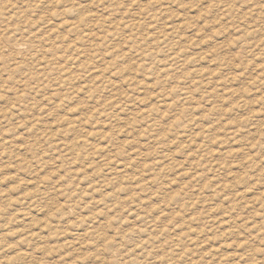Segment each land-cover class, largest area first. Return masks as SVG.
<instances>
[{"label": "rangeland", "instance_id": "1", "mask_svg": "<svg viewBox=\"0 0 264 264\" xmlns=\"http://www.w3.org/2000/svg\"><path fill=\"white\" fill-rule=\"evenodd\" d=\"M185 263L264 264V0H0V264Z\"/></svg>", "mask_w": 264, "mask_h": 264}, {"label": "bare ground", "instance_id": "2", "mask_svg": "<svg viewBox=\"0 0 264 264\" xmlns=\"http://www.w3.org/2000/svg\"><path fill=\"white\" fill-rule=\"evenodd\" d=\"M69 11H70V10H69ZM66 12H67V11H66ZM77 19H78V18H77ZM79 19H80V18H79ZM64 22H65V21H64ZM63 24H64V23H63ZM113 25H114V24H113ZM138 25H139V24H138ZM59 26H60V25H59ZM77 26L79 27V25H77ZM97 26H98V25H97ZM75 27H76V25H75ZM75 27H74V28H75ZM122 27H123V26H122ZM138 27H139V26H138ZM76 28H77V27H76ZM99 28H100V27H99ZM139 28H140V27H139ZM88 30H89V29H88ZM106 30H107V29H106ZM125 30H126V29H125ZM140 30H141V29H140ZM68 31H70V30H68ZM72 31H73V30H72ZM75 32H76V29H75ZM69 33H70V32H69ZM82 35H83V34H82ZM82 37H83V36H82ZM76 40H77V39H76ZM88 42H89V41H88ZM82 43H83V42H82ZM20 44H22V43H20ZM17 45H18V44H17ZM74 48H75V47H74ZM65 50H66V49H65ZM45 51H47V50H45ZM67 51H68V50H67ZM71 51H74V50H70L69 52H71ZM17 52H18V51H17ZM63 52H64V51H63ZM108 53H109V52H108ZM170 53H171V52H170ZM52 54H53V53H52ZM59 54H60V53H59ZM168 54H169V53H168ZM173 54H174V53H173ZM37 55H39V54H37ZM53 55H54V54H53ZM40 57H41V56H40ZM49 57H50V56H49ZM171 58H173V57H171ZM53 61H54V60H53ZM23 65H25V64H23ZM51 65H52V64H51ZM171 65H172V64H171ZM171 65H170V66H171ZM160 67H161V66H160ZM41 68H42V67H41ZM153 68H154V67H153ZM61 69H62V68H61ZM161 69H162V68H161ZM171 71H172V70H171ZM151 72H152V71H151ZM163 72H164V71H163ZM163 72H162V73H163ZM193 72H194V71H193ZM42 74H43V73H42ZM52 74H53V73H52ZM64 75H65V74H64ZM163 75H164V74H163ZM60 76H61V75H60ZM71 76H72V75H71ZM35 78H36V77H35ZM67 78H68V77H67ZM69 78H70V77H69ZM32 79H33V78H32ZM76 79H77V78H76ZM37 80H38V79H37ZM68 80H69V79H68ZM197 80H198V79H197ZM55 83H56V82H55ZM196 83H197V82H196ZM56 84H57V83H56ZM64 84H65V83H64ZM64 84H63V85H64ZM79 84H80V83H79ZM36 86H37V85H36ZM60 86H62V85H60ZM60 86H58V87H60ZM64 86H65V85H64ZM64 86H63V87H64ZM103 86H104V85H103ZM81 87H82V86H81ZM81 87H80V88H81ZM36 88L38 89V86H37ZM60 88H61V87H60ZM56 89H57V88H56ZM64 89H65V87H64ZM73 89H74V88H73ZM61 90H63V89H61ZM65 90H66V89H65ZM65 90H63V91L65 92ZM79 90H80V89H79ZM81 90H82V89H81ZM81 90H80V91H81ZM103 90H104V89H103ZM103 90H102V91H103ZM93 91H94V90H93ZM59 92H60V91H59ZM78 92H79V91H78ZM95 92H96V90H95ZM60 93H61V92H60ZM60 93H58V94H60ZM75 93H77V92H75ZM85 93H86V92H85ZM56 94H57V93H56ZM62 94H63V93H62ZM65 94H67V93H65ZM79 94H80V93H79ZM185 94H186V93H185ZM73 95H74V93H73ZM75 95H76V94H75ZM62 96H63V95H62ZM67 97H68V96H67ZM67 97H66V98H67ZM184 98H185V100H187L188 97L186 96V97H184ZM89 100H90V98H89ZM158 102H159V101H158ZM160 102H161V104H159V106H160V105L163 106V105L166 104V101H165V100H164V101H160ZM159 106H158V107H159ZM107 109H108V108H107ZM145 109H146V108H145ZM88 111H90V112L88 113L89 115L87 116V118H89V117L94 118V116H93V110L91 109V110H88ZM168 111H169V110H168ZM155 113H156V112H155ZM86 114H87V113H86ZM143 114H144V112H143ZM145 115H146V114H145ZM145 115H144V116H145ZM148 115H149V114H148ZM95 116H96V115H95ZM115 116H116V115H115ZM71 118H72V116H71V117L68 116L67 120H72ZM151 118H152V117H151ZM98 119H99V118H98ZM86 121H87V120H86ZM67 123H68V122H67ZM119 123H120V122H119ZM114 124H115V123H114ZM68 125H69V124H68ZM205 134H206V133H205ZM163 136H164V135H163ZM104 138H105V137H104ZM130 138H131V137H130ZM102 140H103V139H102ZM112 141H113V140H112ZM109 142H110V141H109ZM117 145H118V144H117ZM95 146H96V145H95ZM95 146H93L92 150H94V152L96 151V153H97V151L100 152V149L96 148ZM98 146H99V145H98ZM31 148H32V147H31ZM34 148H35V147H34ZM175 148H176V147H175ZM104 149H105V148H104ZM88 151H89V149H88ZM88 151H87V152H88ZM90 151H91V150H90ZM91 152H92V151H91ZM31 153H32V152H31ZM88 153H89V152H88ZM70 154H71V153H70ZM98 154H100V153H98ZM102 154H103V153H102ZM86 155H87V153L85 154V156H86ZM103 155H104V154H103ZM64 156H65V155H64ZM96 156H97V155H96ZM86 158H87V157H86ZM86 160H87V159H86ZM67 162H68V161H67ZM114 162H115V161H114ZM108 166H109V165H108ZM108 166H107V167H108ZM116 166H117V165H116ZM65 167H66V166H65ZM114 168L117 169L118 167H114ZM107 169H108V168H107ZM109 169H110V168H109ZM112 169H113V168H112ZM116 169H115V170H116ZM120 171H121V170H120ZM96 178H97V177H96ZM122 178H123V177H122ZM99 179H100V178H99ZM69 180H70V179H69ZM95 182H96V181H95ZM90 183H91V182H90ZM108 184H109V183H108ZM110 184H111V183H110ZM90 185H91V184H90ZM102 187H103V186H102ZM90 189H91V188H90ZM107 189H108V188H107ZM95 190H96V189H95ZM105 194H106V193H105ZM81 197H82V196H81ZM101 202H102V201H101ZM104 204H105V203H104ZM17 212H18V211H17ZM20 219H21V218H20ZM80 221H81V220H80ZM229 224H230V223H229ZM231 224H232V223H231ZM228 226H229V225H228ZM26 236H27V235H26ZM103 237H104V236H103ZM93 239H94V238H93ZM95 241H96V240H95ZM148 241H149V240H148ZM95 244H96V243H95ZM81 246H82V245H81ZM94 246H95V245H94ZM148 251H149V250H148ZM134 253H135V252H134ZM218 255H219V254H218ZM143 258H144V257H143ZM101 260H103V259H101ZM167 262H168V261H167ZM215 262H216V261H215ZM169 263H170V262H169ZM185 264H186V263H185Z\"/></svg>", "mask_w": 264, "mask_h": 264}]
</instances>
